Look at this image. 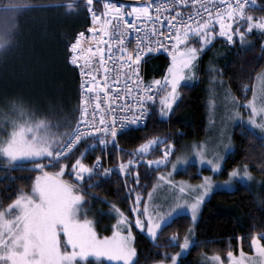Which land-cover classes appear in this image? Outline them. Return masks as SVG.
I'll use <instances>...</instances> for the list:
<instances>
[{"label":"snow or ice","instance_id":"6c2138e0","mask_svg":"<svg viewBox=\"0 0 264 264\" xmlns=\"http://www.w3.org/2000/svg\"><path fill=\"white\" fill-rule=\"evenodd\" d=\"M255 2L167 0L159 3L158 0H139L138 3H122L121 0H48L45 3L41 0L34 3L33 0H7L3 4L6 19L4 27L0 29V49L11 47L14 43L15 15L30 8L63 7L66 13L84 10L91 17V26L87 29L91 35L86 36L85 31L77 32L68 45L67 59L72 65L79 66L82 91L76 109L79 115L66 121L65 131L53 132V127L59 129L61 121L53 124L47 117L36 118L22 99L11 102V111L16 116H6L4 127L0 128V167L14 170L17 166L32 162L28 171L37 173L30 192L19 189L8 194L6 199L10 202L6 205L0 201V264H77V257L84 258L90 252L121 261L122 264H138L133 227L144 232L154 248L165 249L158 253L162 258L153 260L152 264H183L181 258L191 248L211 242L209 239H197L196 224L202 205L214 191L223 190L221 185L230 187L237 181L249 185L254 180L249 165L232 167L228 170V179L222 182L213 181L211 176H203L195 184L186 180L177 181L173 179L175 170L184 166L183 170L187 171L191 155L196 157L200 165H206L213 174H218L223 171L225 153L216 151L206 141H194L190 151L176 155V145L169 139L171 133L152 135L145 132V138L127 150L120 146L118 137L130 127L147 129L148 119L154 109L160 118L170 117L182 98L181 82L198 80L202 52L211 46L217 36L226 38L229 45H234L238 37L240 45L246 46L251 43L246 37L254 30L264 35V16L257 17L248 11L249 6ZM189 6L192 11L186 14L182 9ZM165 12L169 14L165 15ZM129 17L132 18L131 22ZM133 31L136 34L134 46H129L127 34ZM149 32L156 37L155 41L148 39ZM260 47L261 59H264V41ZM160 48H167L170 57L165 75L145 82L141 76L142 64L148 54ZM113 63L114 69L110 67ZM94 64H98L95 70ZM101 70L104 75L98 79ZM113 71L118 77L124 78L123 83L126 85L122 89L123 95L115 99L114 94L107 91L109 74ZM209 71L219 72V76H223V70H218L215 64H209ZM216 83L217 76L213 75L210 77V85ZM219 83L222 85L224 81L220 79ZM241 87L245 94L249 88L252 91V96L243 102L232 95L230 88L226 89L225 101L234 106L230 118L238 119L244 125L239 109H248L247 124L251 127H242V132L259 128L261 139H264V68L255 73V83L242 84ZM101 92L104 93L103 100ZM215 95L214 87H210L209 105L212 109L215 108ZM157 100L158 108L155 107ZM89 140L90 144L85 143ZM81 143H85L84 149L80 150L74 160H70ZM220 143L225 152L231 151V140L229 138L224 143L223 133ZM110 144L118 153L119 163L105 167L104 157L110 154L104 149ZM97 146L101 147V154L91 164L85 163L88 152ZM219 147L220 144L215 145V148ZM156 151L161 154L149 158ZM69 164L71 170L67 174L73 179L65 180L63 176ZM169 164L170 171H158L167 169ZM57 165V171H47ZM141 165L145 167L143 180ZM117 170L124 178L123 186L131 200L129 211L134 215V221L128 212L105 200L110 203V210L118 219L112 226V236L100 238L92 226L93 221L86 217L81 220L78 216L87 203V188L95 187L99 181H93L86 187L83 182L85 174L91 180L93 176L108 177ZM261 170H264V165H261ZM153 173L155 178L152 188L145 196L142 189L147 187ZM0 179L3 177L0 176ZM8 179L15 180L16 177ZM163 189H167V194L162 198L164 203H154L156 193ZM169 196L172 197L171 203H167ZM181 216H190L183 236L178 229L162 238L165 228ZM253 228L260 230L251 231ZM61 233L71 251L61 248ZM234 239L239 246V255L229 245L226 253L228 264H264V224H250L249 231ZM245 242L253 250L252 255L243 251ZM169 248H177L178 251L169 252L166 250ZM201 256L211 264H224L219 253L211 256L201 253Z\"/></svg>","mask_w":264,"mask_h":264},{"label":"trees","instance_id":"16d2710c","mask_svg":"<svg viewBox=\"0 0 264 264\" xmlns=\"http://www.w3.org/2000/svg\"><path fill=\"white\" fill-rule=\"evenodd\" d=\"M7 0H0V29L4 27L6 14L3 4ZM34 3L41 0H33ZM48 2V0H44ZM264 0H256L255 4L248 8V11L259 17L264 16ZM15 40L11 47L0 49V128L4 127L5 117H14L16 113L11 111V102L22 99L25 106L35 113L36 118L47 117L53 124L61 121L59 129L53 127V132H63L67 127V120L79 115L76 111L80 98V81L75 67L68 62V45L75 34L83 30L89 23V14L84 11L66 13L63 7H40L30 8L15 15ZM246 27V25H245ZM246 39L251 43L241 46L239 38L234 45H229L224 39L217 36L208 50L201 56L198 66V80L191 83H183L181 87V99L175 111L168 119L160 118L155 109L153 115L148 119V128H129L118 137L119 144L124 149L135 147L144 137V133L168 135L169 139L179 150L183 140L201 139L206 135V86L204 83V70L202 61L206 58L213 46L223 56L221 70H223V81L227 89H231L232 95L239 98L241 102L251 96V88L245 94L242 91V84H253L255 73L264 68V59H261V42L264 35L254 30L248 34ZM198 45V44H197ZM170 57L166 54L147 55L142 64L141 75L146 80L161 78L169 64ZM217 96V95H216ZM159 107V102L155 105ZM243 125L238 124L232 131L234 150L224 160L221 177H226L228 170L239 164H248L251 170L257 173L262 179V186L259 194L244 184L238 185L233 190H216L202 205V210L196 224L197 239L211 240L210 243L200 244L191 248L182 257L183 264H195L199 253H219L225 255L231 245L234 253L239 252V246L234 239L242 233L249 231L250 224H264V139H261L254 132H242ZM182 133V134H180ZM90 144L91 141H85ZM85 143L79 145V149L69 158L74 160L83 150ZM104 151L110 155L104 157V166L110 167L119 163L118 153L113 145H108ZM101 154V147L97 146L88 152L84 162L91 164L97 155ZM177 154V152H176ZM160 155L159 151L153 153L149 158ZM173 155L172 158H174ZM127 159V156H124ZM68 161H61L67 163ZM32 162H26L23 166H17L14 170L0 167V201L3 204L10 202L6 199L9 193L19 189L29 190L37 175L36 172L28 171ZM56 168H49L47 171L54 172ZM69 168L63 176L65 180L73 177L68 175ZM145 167L140 166L143 173ZM160 170V169H159ZM158 170V171H159ZM197 167L190 165L187 171L178 172L179 176L197 180L200 176L196 173ZM102 171V169H101ZM8 177H16L15 180ZM155 174H151L146 188L142 191L146 196L152 185ZM99 181L95 187L87 188L85 196L92 202L91 206L102 205L110 210L109 201L116 204L125 212L130 213L131 200L128 198L124 188V178L118 170L108 177L98 178L93 176L87 179L83 185L93 181ZM131 183V181H129ZM141 191V189H137ZM88 193H94L89 196ZM99 197V198H98ZM14 198V197H12ZM86 198V199H87ZM104 198V199H101ZM113 213V212H112ZM190 222L189 216H181L165 228L162 238L187 228ZM253 228L251 231H259ZM134 246L138 250V264H151L153 260L162 257L159 252L165 249H156L151 240L137 228L133 227ZM104 233V232H102ZM169 252L178 251L177 248L166 249ZM245 253L252 252L250 246L245 242L243 246ZM90 264H104L95 263Z\"/></svg>","mask_w":264,"mask_h":264},{"label":"rangeland","instance_id":"374dc122","mask_svg":"<svg viewBox=\"0 0 264 264\" xmlns=\"http://www.w3.org/2000/svg\"><path fill=\"white\" fill-rule=\"evenodd\" d=\"M83 30H85V29H83ZM83 30H81V31H83ZM217 31H218V27H217ZM221 38L226 41V38H224V37H221ZM226 43H227V41H226ZM215 48L216 47L213 46L212 51H210L209 55L206 58H204V60L202 61L203 70H204V74H203L204 75V83H205V86H206L205 88H206V95H207L206 99H205L206 123H207L206 135L203 138H201V139H196V140L195 139L194 140L186 139V140H183V142H182L179 150L177 151L176 155L180 154L181 152L190 151V145L194 141H206V142H208L209 146L214 148L216 151H220L222 153H225V157H227V155L234 150V142H233V139H232V131H233L235 126H237L238 124H240V125H242V124H241V122L238 119L230 118L231 115H232V109L234 108V106L229 104V103H226V101H225L226 89L227 88H226L224 83L222 85L219 83V80L220 79L223 80V78L221 76H219V72L212 73V72L209 71V64L210 63L215 64L216 68L218 70H221V66L220 65L222 63V60L224 59L223 56L220 54V52L217 51ZM208 49H209V47L206 50H208ZM206 50L202 52V56L206 52ZM169 63H170V60H169ZM167 67H166V69H167ZM166 69L164 71L163 76L165 75ZM213 75L217 76V83L215 85H210V77H212ZM195 81H197V80H185V81H182L181 83L182 84L183 83L191 84V83H193ZM254 83H255V80H254ZM210 87H214L215 93L217 95V96L215 95V97H214V99H215V108L214 109H212L210 107V105H209V99H210L209 89H210ZM251 96H252V93H251ZM239 111L241 112V115L243 116V119H244V125L243 126H245L247 128L251 127L250 125L247 124V118H248V115H249V110L248 109H244V108H240ZM252 131L255 134H257L259 137H261V131H260L259 128H252ZM221 133H223V142L224 143H227L229 138L231 140V151L230 152H225V150L223 148V144L220 143ZM217 144H220L219 148H215V145H217ZM173 159H175V156H174ZM190 165H195L197 167V170L199 169V171L196 170V173L199 174V176H200L197 180H191L189 178H186V177L178 175V172L183 171V167L184 166L178 167L177 170H175V172L173 174V179H175L177 181L186 180V181H189L190 183H193V184L199 183L203 176H211L213 181H221V182L228 179V175L226 177H221L220 176L221 172L218 173V174H213V172L211 171V169L208 166L200 165L196 161V157L194 155L190 156L189 163H188L187 167L190 166ZM223 166H224V162H223ZM170 170H171V164L168 165L167 169H163L162 168L159 171L167 172V171H170ZM249 170L251 171V173H252V175L254 177V180L251 181L250 184L247 185V186H249L255 192V194H259V192L261 190V186H262V179L257 173H255V172H253L251 170L250 166H249ZM85 175H87V174H85ZM153 182H154V180H153ZM240 184H243V183L237 181L236 183H234L230 187L221 185V189H223V190H233ZM151 188H152V185L149 188V190ZM26 191L30 192L31 188L29 190H26ZM166 194H167V189H163L161 191H158L156 193L157 199H155L153 202L154 203H164V200L162 198ZM146 195H147V193H146ZM210 195H209V197H210ZM171 202H172V197L169 196L167 203H171ZM91 204H92V202L87 198V203L84 204V206H83V209H87V211L85 212L82 209L81 212L78 214L79 219L83 220L86 217L87 219L92 220L93 221V225L92 226L95 228V231H96L97 235L100 238H103L104 236H109V237L112 236V233H113V227L112 226L117 222L118 217L114 213H112L109 210H107L102 205H97L96 204L95 206H91ZM165 206H167V204H165ZM132 219L134 221V215H133ZM138 230L141 231L140 229H138ZM102 232H104V233H102ZM142 233H144V232H142ZM61 248L63 250H67V251H71L72 250L70 246L66 245L65 238L63 237L62 233H61ZM201 253H204V252H201ZM201 253H199L195 264H211L210 261H206V260H204L202 258ZM207 254L209 256H211L213 253H207ZM235 254L238 256L239 252H237ZM248 254L252 255L253 254V250H252V252H250ZM221 257L224 260V264H228V260H227L226 254L225 255H221ZM76 259H77V264H90L92 262L104 263V264H122L121 261L112 260V259H110L107 256H96L94 253H91V252L88 253V255L86 257H84V258L77 257Z\"/></svg>","mask_w":264,"mask_h":264},{"label":"built area","instance_id":"2783aa9c","mask_svg":"<svg viewBox=\"0 0 264 264\" xmlns=\"http://www.w3.org/2000/svg\"><path fill=\"white\" fill-rule=\"evenodd\" d=\"M158 2L159 3H165V2H167V0H158ZM252 6V5H251ZM250 7V6H249ZM186 14L189 12V11H192V9H191V7L189 6V7H185L184 9H182ZM169 11H172V10H169ZM165 15H168L169 13L168 12H165L164 13ZM129 19V21L131 22V17H129L128 18ZM165 23V25H166V21L164 22ZM91 26V17H90V15H89V23H88V25L84 28L85 30H83V31H85V34H86V36L87 35H91V33H88L87 32V29L89 28ZM157 27H159V24L157 25ZM150 28H151V24H149V30H150ZM165 32H167V29H166V27H165ZM142 35H143V33H142ZM135 38H136V34H135V32L133 31V32H130V33H128L127 34V43L129 44V46H134V41H135ZM148 39H150V40H153V41H155V39H156V37H153V36H151V34H150V32H149V34H148ZM85 47H87V45H85ZM156 54H166V55H168V50H167V48H160V49H158L156 52H154V53H151V55H156ZM148 55H150V54H148ZM69 62V61H68ZM70 63V62H69ZM81 64H83V60L81 61ZM70 65H72L71 63H70ZM72 66H74L75 68H76V70H77V73H78V77H79V81H80V85H81V76H80V71H79V66H75V65H72ZM96 67H98V64H94L93 65V69L95 70V68ZM110 67H112L113 69L115 68V64L113 63L112 65H110ZM103 72H102V70L100 71V74H99V76H98V79H100V78H102L103 77ZM142 76V75H141ZM144 79V81L145 82H147V81H150V80H146L145 78H143ZM123 80H124V78L123 77H118V75H117V73L115 72V71H113V72H111L110 74H109V87H108V89H107V91L108 92H110V93H113L114 95H113V99H115L116 97H120V96H122L123 95V92H122V89H124L125 87H126V85L123 83ZM119 81V82H118ZM81 87H80V94H81ZM100 96H101V99L103 100V98H104V93L103 92H101L100 93ZM119 103H123V101H119ZM93 107H94V105H93ZM102 107H105V105H103L102 104ZM89 112L91 113V108L89 109ZM99 119V116H97V120ZM131 128V127H130Z\"/></svg>","mask_w":264,"mask_h":264},{"label":"water","instance_id":"95a60500","mask_svg":"<svg viewBox=\"0 0 264 264\" xmlns=\"http://www.w3.org/2000/svg\"><path fill=\"white\" fill-rule=\"evenodd\" d=\"M122 3H133V2H136L138 3L139 0H121Z\"/></svg>","mask_w":264,"mask_h":264},{"label":"crops","instance_id":"0c3cea01","mask_svg":"<svg viewBox=\"0 0 264 264\" xmlns=\"http://www.w3.org/2000/svg\"><path fill=\"white\" fill-rule=\"evenodd\" d=\"M114 213V212H113ZM115 214V213H114ZM116 215V214H115Z\"/></svg>","mask_w":264,"mask_h":264}]
</instances>
